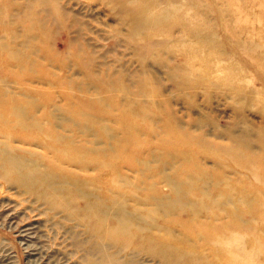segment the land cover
Returning a JSON list of instances; mask_svg holds the SVG:
<instances>
[{"label":"rangeland","instance_id":"374dc122","mask_svg":"<svg viewBox=\"0 0 264 264\" xmlns=\"http://www.w3.org/2000/svg\"><path fill=\"white\" fill-rule=\"evenodd\" d=\"M0 264H264V0H0Z\"/></svg>","mask_w":264,"mask_h":264},{"label":"bare ground","instance_id":"6f19581e","mask_svg":"<svg viewBox=\"0 0 264 264\" xmlns=\"http://www.w3.org/2000/svg\"><path fill=\"white\" fill-rule=\"evenodd\" d=\"M164 12H166V11H164ZM58 138L57 137H54V138H52V140H57ZM87 167H82V169L83 170H85Z\"/></svg>","mask_w":264,"mask_h":264}]
</instances>
